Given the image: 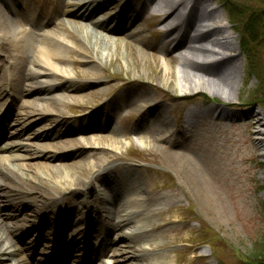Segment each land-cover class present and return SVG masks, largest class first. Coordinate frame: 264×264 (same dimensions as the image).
Masks as SVG:
<instances>
[{"label":"rangeland","instance_id":"obj_1","mask_svg":"<svg viewBox=\"0 0 264 264\" xmlns=\"http://www.w3.org/2000/svg\"><path fill=\"white\" fill-rule=\"evenodd\" d=\"M53 1L31 0L30 2L34 8L35 6L45 8L50 6ZM63 1L67 3V0ZM141 1L143 4V0ZM138 2L139 0H134V4L139 6ZM230 2L234 6L231 8V12L234 14L240 12V18L242 17L244 23L251 15H255V19L258 20L263 18L261 21L264 23V0H230ZM210 3L211 7L217 11L220 24L227 28V34L234 38L238 48L239 56L235 61L238 69L236 87L239 86L240 90L236 91L237 88H235L231 95V103L227 104L219 96L211 97L209 91L204 87L203 89H185L177 63L173 64V70L176 73L174 79H169L167 76L162 77L159 66L164 67L163 58L171 60L176 55V51H171V49L166 54L156 53L157 65L151 59L142 56L139 51L134 50L133 43L124 36L123 31H117L116 35H111L98 28L99 33L112 38L109 48L101 52L103 57L106 56L107 62L102 68L79 70L78 68H82L80 67L82 61L79 64L76 63L78 60L75 58L76 53L72 50L62 53L66 64H55V67L58 68V77H54L53 80L62 90L61 85L64 79L62 75H67L70 85L60 92L62 95L58 98L62 113L54 117H74L79 113L84 114L86 111L100 109L99 116L100 119L102 118L100 124H103L111 113L108 109H101V107H106L105 104L115 97L123 101V95L127 88L140 86L149 99L148 104L158 107L160 112H165L173 133L161 136L158 141L143 138L147 131L144 128L149 129L150 123L142 124L145 127L139 132L133 131L132 127L138 128L140 125L136 122H140L142 114L118 103L111 110H114V114L117 113L112 122V128L114 130L118 127L121 131L119 134H112L109 129L102 128L103 131H98L95 135L92 133H76L72 136L61 134L56 139L48 137L44 138V141L37 140L35 137L40 133L38 132L39 127L47 125L45 129H42V132H46L45 130H59L61 126L56 127L55 123L65 125L64 122L52 123L50 120V122H46L38 114L33 118V121H27V124L34 125L32 134L25 133L20 140H13L17 141L13 142L16 143L14 145L24 148L23 151L9 150L0 153L2 169L10 164L11 171L18 174L25 172L24 178L39 181L37 183L40 185L44 181L50 185L54 183L62 191L61 194L67 195L69 190L74 189L69 187L76 186L71 185L75 183L72 179L75 180L80 169L71 168V166L78 159L79 154L87 148L84 139L103 137L101 142L94 143L95 147L104 150L98 157L101 171L115 176L114 168H124L122 173L133 180L134 185L141 192L138 196L149 208L153 209L151 204L153 195L156 198L167 196L172 201L170 205H162L161 213L155 216L149 224H145L143 216L136 219L137 225L145 232L159 234V237L154 241L139 244L140 247L147 250L155 249L153 254L161 255L160 259L152 260L153 264H264V258H252L256 242H261L264 238V214L262 212L264 159L261 161L253 154V138L248 136L249 131L246 124L255 121L247 116L235 117L238 113L256 111L264 121V106L261 103L262 99L259 100L260 97L264 100V89L261 93L258 89L261 85L260 80L264 85V42L259 46L251 41L247 42L248 52L243 50L242 53L239 46L240 38L225 18L230 16L224 7L226 6L225 0H210ZM80 4L82 1L76 3V6L71 9V13H78ZM119 7L108 10L106 14L98 13L92 18L88 16L85 24L90 28L92 23L104 21L106 17H113L120 9ZM74 18L78 19L74 16L70 17V15L69 18L63 19L71 21ZM242 20H240V28H244L245 25ZM136 27L143 31L144 38L149 40V43L158 41L162 37L159 32H155L157 24L153 19L144 17L137 21ZM68 28L74 32V36H77L75 28L72 26ZM46 30L48 35L66 39L67 31L58 28L53 22L48 25ZM192 33L193 35L197 34V32ZM91 43L92 41H84V44L80 43V45L83 47ZM97 43L101 42L97 40ZM20 45L21 42L18 43V47L10 48L6 52V57L12 51L19 52L21 50L22 53ZM207 47L209 46L207 45ZM152 52L154 53V50ZM8 61L6 60V62ZM197 62L201 65V61ZM26 64L27 67L24 63H20L21 67H25L27 73L36 70L28 62ZM30 81L33 82V80H27V82ZM51 94L53 92L49 95ZM46 97L50 98L48 95ZM27 99L29 98L22 97L14 100L16 113L21 114L30 110L28 106L22 105ZM46 102L44 101L43 104ZM213 109H218V112L214 113ZM210 110H212L211 113ZM220 110L224 111V115H220ZM11 121L13 122V120ZM183 134L185 138L181 139ZM70 138H77L74 141L76 143L68 145L67 148L55 149L54 147L53 149V144L57 140L64 141ZM182 142L184 146H182ZM172 144H180L181 147L174 148L171 146ZM168 145H170L169 148H167ZM40 152L49 153L51 157L48 161H42L41 158L35 156ZM173 152L180 156L181 154L190 156L193 152L197 160L200 161L201 173L197 174V171L192 173L189 168L186 169L185 163L170 156ZM24 156L29 158H20ZM44 162L50 166H61L62 168L53 170L51 167L40 166L36 169L22 170L19 166L24 163ZM83 170L86 179L90 171L89 178L97 171L95 168L89 169L90 171L85 168ZM82 189L79 188L78 191ZM4 190L6 189L4 188ZM94 191L102 197L108 196L95 183ZM5 194L8 196L10 192ZM33 194L26 195L27 200L31 203L33 202L30 197ZM77 198L80 199L79 196ZM123 201H119V203ZM123 206L127 212H137L134 204L126 202ZM110 208L107 205L104 209L111 215ZM155 208L157 206H154ZM28 210L34 211L31 208ZM1 215L2 213H0ZM106 215L109 216L108 213ZM8 221L9 218L6 217L5 222ZM131 230V226L123 228L125 233H131ZM31 244L33 243H28V245ZM124 249L131 252L127 246ZM39 251H42L41 247ZM199 255L202 258L197 259L195 256ZM15 258L22 259L19 255ZM27 258L25 255L23 256V259L28 262ZM114 258L116 257L108 254L101 260L103 264H115ZM0 264H17V262H14L13 259H0Z\"/></svg>","mask_w":264,"mask_h":264},{"label":"bare ground","instance_id":"obj_2","mask_svg":"<svg viewBox=\"0 0 264 264\" xmlns=\"http://www.w3.org/2000/svg\"><path fill=\"white\" fill-rule=\"evenodd\" d=\"M19 1L21 0H8L7 2L11 3L6 5L4 3L6 0H0V68L4 65V61H10L7 62L10 73L0 71V99L5 96L8 97L9 94L13 96L14 100L22 97L29 98L22 103V105L29 107V111H24L21 114L16 113V105H14L12 113L15 112V114L10 113V115L12 114L11 118L13 117L14 119V124L19 126V129L15 132V137L17 138H21L24 133L32 134V125L27 124V121L31 120V118L33 121L34 114L37 113L41 114L40 117L44 118L46 122H64L65 124L55 123L56 127L61 126L59 130H45L46 132L36 134L37 140H43L48 137L56 139L61 134L72 136L76 133H92L95 135L97 134L96 132L103 131V129H109L112 134H119L121 131L118 127L114 130L112 128V122L116 118L117 113L114 114V110H111L118 103H122L127 109L130 107L142 114L140 122H136L140 123V125L138 128L132 127L133 131L139 132L145 127L142 124L150 123L149 129L147 127L144 128L147 131L144 133L143 138L158 141L161 136L173 133L165 112H160L158 107H152L148 104L149 99H147L144 90L140 86L127 88L126 93L123 95V101L115 97V99H111L105 104L106 107H101V109H108L111 113L103 124H100L102 121L99 116L100 109L93 110L90 115L81 119H73L74 121L65 120L63 116H52L61 115V104L58 96L62 95L60 92L70 85L67 75H62V78H64L61 85L62 90L53 80L54 77H58V68L55 67V64H66V59L62 56V53H68V50L76 53L75 58L78 59L76 63L79 64L82 61L80 65L82 68H78L79 70L102 68L107 62L106 56L103 57L101 52L109 48L112 38L99 33L98 28L111 35H116L117 31H123L124 36L133 43L132 48L139 51L142 56L157 63V65L158 57L156 53L163 52L166 54L171 49V51H176V55L171 60L163 58L164 67L160 65L159 71L162 77L167 76L169 79H174L176 73H174L173 64L177 63L185 89H203L204 87L209 91L211 97L219 96L227 104L232 102L231 95L235 88H237L236 91L240 90L239 86L236 87L238 69L235 61L239 56L237 45L234 42V38L227 34V28L220 24V18L217 11L211 7L210 0H143V4L139 0V6L134 4V0H67V3L63 0H57L52 11L53 14L48 19L47 17L36 18L22 11L17 6ZM81 1L82 4L79 5L78 13H71V9L76 6V3ZM225 2L227 7H224L227 12H229V15H233L231 8L234 6L230 4V0H225ZM117 6H120V9L116 11L113 17H106L104 21L92 23L90 28L85 24L88 16L92 18L98 13L106 14L108 10ZM69 15L78 19L74 18L71 21H69L70 19H63L69 18ZM235 15H237L236 20H242L240 12ZM144 17L156 19L157 29L155 32H159L162 35L158 41L149 43V40L147 41L144 38L143 31L136 27L137 21L142 20ZM229 17L226 16L225 18L240 38L239 46L242 53L247 42L251 41L257 46L264 42V25L262 23L258 26L260 29H257L254 24L250 26V19H247L245 23L242 20L248 28L245 31L244 28L239 27L241 23L239 21L235 25L230 24ZM51 22L56 24L58 28L67 31L65 40L60 36L59 38L55 35H48L46 28ZM69 26L75 28L78 33L77 36L73 35L74 32L68 28ZM195 27L199 29V33L193 35L192 32L196 33ZM260 30L262 32H258ZM97 40L101 43H97ZM84 41H92V43L88 44L89 46L85 45L82 47L80 43L84 44ZM20 42L19 48L23 52L21 53V50L19 52L12 51L6 57V52L10 48L18 47ZM153 50L154 53L152 52ZM210 58H213V60ZM197 61H201V65ZM21 62L24 63L25 67H27L26 63L28 62L36 70L32 73H27L25 67H21ZM29 79L33 80V82H27ZM52 92L53 94L49 95ZM46 95L50 98L46 97ZM44 101H47L46 104H43ZM1 107L2 104H0V109ZM213 111L214 113L218 112V109H213ZM209 112L211 113L212 110ZM219 112L220 115H224L223 110ZM85 113L88 114V111ZM246 116L255 121L254 123L248 122L246 124L249 131L248 136L253 138V154L256 155V158L263 161V118L256 111L235 115V117L239 118ZM44 126L47 127V125ZM43 127H40L38 132H42V129H45ZM63 129L65 130L63 131ZM182 138H185L184 134ZM76 139L70 138L64 141L59 139L53 144V149L54 147L55 149L67 148L68 145L76 143L74 142ZM102 140L103 137L84 139L86 142L85 147L87 148L79 154L78 159L71 166V168L80 169L75 180L72 179L75 183L71 185L76 186L69 187L74 189L69 190L67 195H64L57 210L53 209L52 204L46 214L37 215L36 219V211L44 205V199L57 197L62 191L54 183L50 185V183L44 181L40 185L37 183L39 181L24 178L23 174L25 172L18 174L15 171H11L10 164L3 162L8 165L4 169L0 167V213H2L0 216V259H13L17 264H35L27 258L29 254H32V248L30 250L26 244H22L24 236L20 234V230L22 232V228L28 223L30 226L35 225L38 231L42 228L38 233V236L40 235L39 239L37 235L34 238L32 237V234H36L33 230L34 227L31 230V237L35 241L44 240L43 242L47 239L43 229H50L56 226L58 228V236L55 250L62 252L71 251L68 250L66 245L68 244L67 239H70V243H73L72 249L76 246L74 235L73 237L68 235L70 230H79L80 227L87 224L90 232L93 230L105 232V244L102 243L101 245L104 244L103 247L92 253L88 261L89 264H103L101 258L108 254L116 257L114 258L115 264H153V259L158 260L161 258V255L153 254L155 249L147 250L140 247L141 242L154 241L159 237V234L145 232L137 225L136 219L139 216H143L145 224H149L155 216L161 213V206L170 205L172 201L167 196L156 198L153 195L151 199L153 209L149 208L148 205L146 206L141 197L138 196L139 191H134L136 186H134L135 188L131 187L127 176L122 173L124 168H115L113 170L115 176L97 172L93 178H89L91 173L89 169L95 168L97 171L101 169V166L98 165V157L104 150L103 148L95 147L94 143H99ZM171 146L174 148L176 146L181 147L180 144H172ZM182 146H184V143ZM14 149L12 151H23L24 148L17 147ZM39 149L41 148L39 147ZM193 152H191L190 156L183 154L180 156L175 152L170 156L174 157V159H180L185 163L186 169L189 168L192 173L197 171L198 174L201 173L202 168L200 161L197 160ZM35 156L41 158L42 161H48L51 157L49 153L45 152H40ZM20 158L28 159L29 157ZM19 166L22 170L36 169L40 166L43 168L44 166L46 168L51 167L53 170L62 168L61 166H50L46 162L38 164L24 163ZM84 168L90 171L87 179L84 174ZM94 183H97L108 196H97L99 194L94 191ZM79 188L83 189L78 191ZM9 192L10 194L6 196L5 193ZM28 193H34L30 197L33 205L25 202L29 201L26 196ZM78 196L80 199L77 198ZM122 200H124L121 202L122 204L119 203ZM126 202L134 204L137 212L124 210L123 204ZM107 205L111 207V215L110 212H107L109 216L106 215L103 218L104 208ZM154 206H157V208L154 209ZM263 207L262 212L264 214ZM29 208L34 209V211L33 216L28 220L25 211ZM5 211L8 212L5 213ZM18 213H22V215L18 216ZM6 217H11V219L5 222ZM32 217L33 219H31ZM39 221L41 223H38ZM126 226H131V233L123 231ZM114 236L116 239H113ZM90 237H92V234H90ZM259 244H264V238L261 242H256L255 248ZM18 246L20 248H17ZM126 246L131 252L124 249ZM11 248L12 250H10ZM16 248L20 253L15 251ZM18 255L22 259L15 258ZM24 255L28 262L23 259ZM195 257L197 259L202 258L201 255Z\"/></svg>","mask_w":264,"mask_h":264},{"label":"trees","instance_id":"obj_3","mask_svg":"<svg viewBox=\"0 0 264 264\" xmlns=\"http://www.w3.org/2000/svg\"><path fill=\"white\" fill-rule=\"evenodd\" d=\"M232 13V12H231ZM233 15H230V20H231V22L235 25V23L236 22H241L240 20H236V16L237 15H235L234 13H232ZM250 22H249V24H250V26H252V24H254V26L258 29L259 27V24L260 23H262L263 25H264V23L261 21V20H263V18L261 19V20H258V19H255V15H251L250 16ZM244 28H245V31L246 30H248V28L246 27V25H244ZM257 29H256V31H257ZM260 29V28H259ZM258 32H262L261 30L260 31H258ZM245 51L246 52H248V49L245 47ZM260 82H261V85H259V87H258V89H259V93H261V92H263V89H264V85H263V82H262V80H260ZM262 89V90H261ZM255 96V95H254ZM257 98H259V97H257ZM262 99V100H261ZM259 100H261V103H263V106H264V100H263V98H259ZM264 206V205H263ZM264 208V207H263ZM260 257H262V258H264V244H259L256 248H254V253H253V256H252V258H260Z\"/></svg>","mask_w":264,"mask_h":264}]
</instances>
